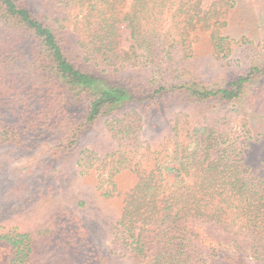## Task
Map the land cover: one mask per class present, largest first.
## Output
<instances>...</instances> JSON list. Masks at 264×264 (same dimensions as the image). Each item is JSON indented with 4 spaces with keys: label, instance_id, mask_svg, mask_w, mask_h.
Masks as SVG:
<instances>
[{
    "label": "trees",
    "instance_id": "1",
    "mask_svg": "<svg viewBox=\"0 0 264 264\" xmlns=\"http://www.w3.org/2000/svg\"><path fill=\"white\" fill-rule=\"evenodd\" d=\"M237 9L235 0H0V145L76 155L104 198L120 197L114 254L141 264H264V159L246 160L224 113L229 103L264 102L247 92L264 67L238 49L253 40L226 32L248 24L236 22ZM200 34L229 64L220 85L180 66ZM129 69L144 74L113 79ZM171 98L210 110L194 124L175 111L167 137L143 139L148 109ZM122 171L135 177L126 190ZM33 236L0 227V258L34 264Z\"/></svg>",
    "mask_w": 264,
    "mask_h": 264
},
{
    "label": "rangeland",
    "instance_id": "2",
    "mask_svg": "<svg viewBox=\"0 0 264 264\" xmlns=\"http://www.w3.org/2000/svg\"><path fill=\"white\" fill-rule=\"evenodd\" d=\"M235 1L238 7L236 22L243 18L248 24L234 26L226 32L239 39L242 35L252 39L253 43L246 44L250 46H238L240 54H248L246 58L264 67V1ZM193 48V57L180 63L189 71L187 76L194 75L209 86L222 84L229 64L212 57L205 34L195 39ZM245 68L240 66L239 69ZM142 74L143 71L134 73L129 69L125 76L113 79H141ZM253 91L264 93V79L249 82L247 92ZM177 103L171 98L164 108L151 106L144 118L141 137L146 140L167 137L171 129L170 117L180 109L188 112L191 124L201 121L210 110V107L200 109ZM249 105L244 100L229 103L224 113L230 119L228 127L238 138V146L246 153V160L257 166L264 159V102L258 106L254 104L255 109ZM116 180L118 188L126 190L133 185L135 177L122 171ZM121 205L120 197L106 199L100 194L94 173H82L76 155L73 158L52 157L49 153L0 145V227L30 232L37 237L32 239L34 264H141L130 255L112 252L111 236ZM10 257L11 253L1 257L0 264H7Z\"/></svg>",
    "mask_w": 264,
    "mask_h": 264
}]
</instances>
